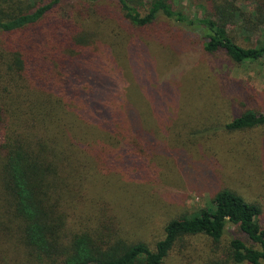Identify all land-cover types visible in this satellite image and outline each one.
Masks as SVG:
<instances>
[{"label": "trees", "instance_id": "1", "mask_svg": "<svg viewBox=\"0 0 264 264\" xmlns=\"http://www.w3.org/2000/svg\"><path fill=\"white\" fill-rule=\"evenodd\" d=\"M191 1L202 15L188 17L171 0H0V264H165L186 238L220 243L230 227L247 241L233 238L205 264H264L262 207L229 189L212 208L169 220L154 248L89 225L88 161L136 178L162 146L152 128L170 129L167 96L154 91L144 110L139 86L124 89L111 75L123 40L144 56L142 36L158 33L164 17L209 54L264 60V0ZM143 61L136 67L146 79L155 73ZM263 126L264 113L253 110L224 124L230 132Z\"/></svg>", "mask_w": 264, "mask_h": 264}, {"label": "rangeland", "instance_id": "2", "mask_svg": "<svg viewBox=\"0 0 264 264\" xmlns=\"http://www.w3.org/2000/svg\"><path fill=\"white\" fill-rule=\"evenodd\" d=\"M171 4L188 17L203 13L191 0H171ZM156 28L163 33L142 36L148 47L137 58L130 54L127 42L116 37L123 40L122 59L117 63L110 55L111 75L124 89L128 81L139 86L144 110L152 111L154 91L167 96L170 129L152 128L162 146L140 176L133 170L136 178L130 170L101 164L94 168L88 161L85 208L90 227L99 223L106 232L123 233L129 240H141L154 248L164 237L169 220L212 208L213 197L224 189L261 205L264 226V126L234 132L224 128L246 110L264 113V60L240 64L223 52L209 54L195 34L179 32L164 17ZM143 57L155 73L146 79L136 67L144 66ZM162 83H168V88L162 89ZM119 99L122 103L123 98ZM152 120L155 127L154 118L146 126ZM233 238L247 241L235 227H230L220 243L207 236L186 238L165 264H205L225 254Z\"/></svg>", "mask_w": 264, "mask_h": 264}]
</instances>
